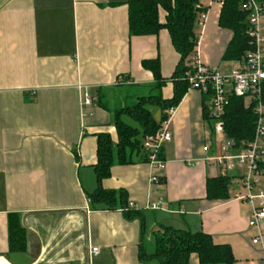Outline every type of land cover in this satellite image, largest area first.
Wrapping results in <instances>:
<instances>
[{
	"label": "crops",
	"instance_id": "1",
	"mask_svg": "<svg viewBox=\"0 0 264 264\" xmlns=\"http://www.w3.org/2000/svg\"><path fill=\"white\" fill-rule=\"evenodd\" d=\"M131 1L0 0V264H159L149 256L154 233L165 226L209 233L231 247L233 264H264V221L259 229L249 226L253 204L240 198L247 194L244 168L225 173L213 159L222 136L203 117L198 90L187 89L169 118L172 138L163 145L161 169L120 164L114 154L102 186L122 190L137 216L90 205L87 193L98 184L97 135L109 133L117 142V107L155 81L143 59H160L163 96L174 94L179 53L167 29L130 35ZM198 4L206 19L198 15L197 57L227 71L237 60H222L232 36L218 24L222 6ZM165 17L161 9L160 20ZM98 88L105 89L109 109L97 104ZM87 93L94 101L86 107ZM160 114L159 108L155 119ZM219 175L232 177L229 199L207 196V179ZM262 190L264 174L253 185L255 193ZM10 213L25 229L22 252L10 251ZM94 246L100 253L92 254ZM190 264H200L197 254Z\"/></svg>",
	"mask_w": 264,
	"mask_h": 264
},
{
	"label": "trees",
	"instance_id": "2",
	"mask_svg": "<svg viewBox=\"0 0 264 264\" xmlns=\"http://www.w3.org/2000/svg\"><path fill=\"white\" fill-rule=\"evenodd\" d=\"M200 0H132L129 3L130 35H156L161 29H167L173 47L179 53V63L173 74V97L164 98L162 87L165 78L162 76L160 59H143L145 69L149 70L155 81L147 86L144 93L136 100L118 106L114 112L118 140L114 142L109 133L97 135V161L93 164L97 187L88 194L90 205L94 209L116 210L121 207L129 219L135 218L139 211L129 207V202L122 190L104 188L102 181L109 177L114 162V154L120 164L147 163L151 152L144 149L143 142L148 134L160 129L168 120V111L177 107L189 89L185 76L188 70L187 59L196 53L198 35L195 32L198 15L201 10ZM224 5L219 14V26L231 31L232 36L227 44L222 60H242L247 52L254 49L248 34V22L245 12L241 9L240 0H223ZM166 12L165 22L159 18L160 10ZM258 100L245 101V97L230 95L221 120L223 131L228 139L233 140L237 149L245 147L256 134L259 115L256 107L259 101L264 105V84ZM202 92V91H201ZM96 102L100 107L108 108L107 93L104 88L95 91ZM210 95L202 92L203 117L214 128L216 118L212 115ZM153 107L160 108L159 119H155ZM264 116V114H263ZM132 119L136 124L130 123ZM157 152V159H163V146ZM259 173L264 174V152L258 163ZM232 177L219 175L208 178L206 183L207 196L213 200L229 199V186ZM8 240L11 252H22L26 249L25 229L16 213L8 215ZM155 253L149 258H156L159 264H190V257L197 254L200 264H233L235 262L232 249L226 244H216L209 233L189 232L165 226L161 232L154 233Z\"/></svg>",
	"mask_w": 264,
	"mask_h": 264
},
{
	"label": "built area",
	"instance_id": "3",
	"mask_svg": "<svg viewBox=\"0 0 264 264\" xmlns=\"http://www.w3.org/2000/svg\"><path fill=\"white\" fill-rule=\"evenodd\" d=\"M216 1L221 6L223 0ZM241 9L245 12L248 22V34L254 49L247 52L242 60H237L234 67L223 71L217 67H210L199 61L194 53L187 59V76L189 88L202 91L210 95L212 105V115L216 118L214 130L216 134L222 136L219 143V153L213 159L217 164L223 166V171L233 169L237 164L244 168L242 186L247 189V194L240 198L253 204L250 214L249 226L259 229L264 221V191L255 193L253 185L258 181L261 173L258 171V163L261 161L264 152V105L259 101L256 112L259 115L256 127V134L252 141L246 143L245 147L237 149L233 140L226 137L223 131V121L221 115L225 110L230 95L245 97L249 103L251 100H258L261 97L264 84V0H240ZM199 6H201L199 4ZM206 17L204 10L200 12L203 22ZM94 101V97L87 93L84 105L87 107ZM175 107L168 111V120L164 121L159 130L148 134L143 142L144 149L151 152L149 163L155 168L161 169L164 161L157 159V152L167 141H170L172 134L169 131L170 117ZM206 147H210L209 144ZM236 148L235 151L233 149ZM152 180L157 181V177L152 176ZM133 204L129 202V207ZM156 207L155 204H152ZM257 244L261 242V234H257L253 240ZM92 254L100 253L99 248L94 246Z\"/></svg>",
	"mask_w": 264,
	"mask_h": 264
},
{
	"label": "rangeland",
	"instance_id": "4",
	"mask_svg": "<svg viewBox=\"0 0 264 264\" xmlns=\"http://www.w3.org/2000/svg\"><path fill=\"white\" fill-rule=\"evenodd\" d=\"M125 89H123V90H121V95H125L126 93H125V91H124ZM116 97L118 98V97H120L119 96V93H118V95H117V93H116ZM153 114H154V117H157V114H158V108H156V107H153ZM130 123H132V124H136V122L135 121H133L132 119L130 120V119H127Z\"/></svg>",
	"mask_w": 264,
	"mask_h": 264
}]
</instances>
